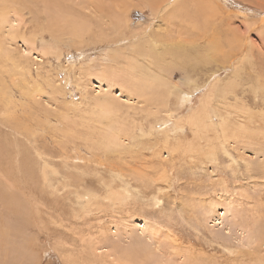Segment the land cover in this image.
I'll use <instances>...</instances> for the list:
<instances>
[{
  "label": "rangeland",
  "instance_id": "374dc122",
  "mask_svg": "<svg viewBox=\"0 0 264 264\" xmlns=\"http://www.w3.org/2000/svg\"><path fill=\"white\" fill-rule=\"evenodd\" d=\"M54 1L0 3L10 22L0 29V92L5 97L9 90L16 103L9 119L0 93V264H257L264 257V1L184 2L189 14L193 8L197 13L189 20L203 15L199 29L206 26V36L216 34L221 46L214 54L197 43L185 68L184 61L163 54L169 46L160 45L177 34L178 20L166 11L175 7L160 6L161 18L154 20L142 2L128 0H62L74 13L90 8L85 15L97 23L90 33L94 43L79 45L63 32L57 37L62 52L54 46L58 59L42 55L40 40L52 44L45 9ZM124 1L133 6L124 33L116 36L120 42H97L105 39L108 5ZM157 39L154 49L149 41ZM178 39L180 47L194 37ZM113 49L119 57L108 59L109 51L117 54ZM138 55L156 60L161 77L190 95L181 103L171 98L172 119L156 115L169 121L166 128L161 121L153 128L140 122L146 116L141 111L121 123L118 148L85 137L87 125L66 134L79 121L92 122L68 104L87 111L109 92L123 100L87 66L126 68L136 57L142 60ZM232 57L236 67L228 63ZM133 101L127 104L143 107ZM199 115L211 125L194 119ZM173 121L184 124L172 128Z\"/></svg>",
  "mask_w": 264,
  "mask_h": 264
},
{
  "label": "bare ground",
  "instance_id": "6f19581e",
  "mask_svg": "<svg viewBox=\"0 0 264 264\" xmlns=\"http://www.w3.org/2000/svg\"><path fill=\"white\" fill-rule=\"evenodd\" d=\"M6 1H9V0H2V1L0 0V3L1 2H6ZM34 1L35 2H44V1H48V0H34ZM128 1L142 2L143 7L150 9L151 15H152L154 20H156L158 18H161L160 15H159L160 6H162V5H163V7L164 6H169V8L175 7L173 9H168L166 11H169L168 14H167L168 17L172 14L173 15V19H177L178 20V23L176 24V26H177V28H176L177 32L176 33L177 34H176V36H171L169 38L165 37L164 41L166 43H161L160 45H162V47L169 46V47H165L163 49V51H162L163 54L168 55L171 58L173 57V58L178 59L180 61H184V65H182L184 68L189 64L188 63L189 61L191 62V58H186V57L188 55L194 53L193 49H195L196 45H198V44H199V48H200L199 50H204L206 52V50L211 49L210 53H214V54L217 53L218 51L220 52L221 46H217L216 47V45L219 44L218 42H220V38H218L216 36V34H212L211 36H206L205 32H207V30H208V28H206V26H203L202 29H199L201 24L198 25V23L200 21H203L202 20L203 15H200V16L195 17V18L192 19L191 18L193 16L192 13L193 14H197L196 11L194 10V8H193V11H192L191 14L188 13V5L186 3H184V2H186V1L191 2L192 3V7H193V6H198L196 4L197 3L196 0H128ZM258 1H261V0H257V2ZM110 5L111 4L108 5L110 7L109 10H108V18L103 20V24L105 26L104 28L106 30L103 33L102 30L100 29V32H102L103 35H102V33L101 34L94 33L93 35H94V38H99L100 35L105 37V39L101 38L100 41L98 40L97 42L105 43V44H108V42H109V44L113 45V44H117L118 42H120V39H117L116 36H118L122 32L124 33V27L127 24V18L126 17H127V14L129 13L131 7L133 6V3L129 5L128 2L124 1L123 5H122V3L112 4L111 6ZM118 5H121V6H118ZM177 5H179L182 8L183 12L180 10L179 6H177ZM106 6H107V3H106ZM189 7H190V3H189ZM156 8H158V11L156 10ZM6 9L7 8H4V9L0 10V29H2L4 25L10 23L9 19L5 15V14H7V12L6 13L4 12V11H6ZM84 9H85V7L81 8V10H83V11H84ZM196 9H199V8H196ZM73 10H75V9L73 8ZM86 11L91 12L90 8H87ZM86 11H84V12H81V11L76 12L75 11V13H74L73 11H71L69 9H66V7L62 5V0H55L53 2V4L46 6L45 12H46V15L48 17L47 21H49V23L47 25V28H45V32H47L48 34L51 35L52 44L45 43L43 41V39H41L40 40V42H41V47H40L41 54L42 55H54L56 57V59H58V55L56 53L57 49L54 48V46L56 44L59 45L58 49L60 50V53L62 52V48H63L62 45H61L62 43L60 42V40H57V37H60L61 33H63V32L68 35L67 36L68 38L69 37L71 38L70 39L71 41H72V38L74 37V41L73 42H75V39H76L77 40L76 42H79V45H81L82 43H86V42H90L88 44L94 43V42H92V38L93 37H91L90 33H91V30H92V27H95L94 26L95 23H93L95 21L90 22V17L85 15ZM262 11L264 12V10H262ZM104 14L105 13H103L102 15H104ZM3 15L5 17H3ZM188 15L191 16L190 20H189V16ZM168 17H167V19H164V20L165 21L168 20V23H170L171 20L168 19ZM165 21H163V22H165ZM262 22L264 23V20H262ZM103 24H101L100 26H102ZM170 24H169L170 26L173 25L172 22ZM97 28H100V27H97ZM212 32H216V30H212ZM148 33H150V31L144 33L145 37H147L146 34H148ZM168 33H171V32H168ZM95 34H97V35H95ZM181 34L182 35H187L189 37H194V39L182 40L181 41L182 45L179 47L177 45L178 42H179L178 37L181 36ZM13 37H14V34H12V38ZM61 37H63V36H61ZM109 37H111V39H109ZM161 37H163V36H161ZM27 42L30 45V47L34 48L33 46L35 45V40H34L33 37H30L29 39H27ZM159 42H160V40H158V39L156 41H154V40L151 41V42L149 41V43H151V45L153 46L154 49L157 48L156 45ZM88 44H87V46H88ZM172 44H175L179 48H182L183 51L178 50L177 47H173ZM60 45H61V47H60ZM69 45H70V43H69ZM84 45H86V44H84ZM186 45H189L190 47L186 48L185 47ZM203 45H204V47H203ZM1 46L3 47V44ZM2 47H0V50H1ZM224 47L225 46H223V48ZM237 49H239V48L237 47ZM2 50H4V49H2ZM115 51H117L116 55L110 54V51H109V53L107 54V58L108 59H112V60L118 58L119 55H118V50L117 49H113L111 51V53H114ZM229 52H230V49H229ZM60 53H59V56L61 55ZM232 53L233 52L231 51V54ZM159 55H162V54L161 53L156 54L157 57ZM138 56H139V58L142 56V60H140V59H138V57H136L137 60L135 61V63H133V64L131 63V64L127 65L126 68L122 64H120V65L117 64V65H114V66H110V64L108 65V64L98 63V65L92 64V66H91V64H89L87 66L88 67L87 68L88 72L92 71L91 69L93 68L92 74H90V76L96 74L97 76H99V78H102L103 81H101V82L106 83L105 84L106 87L112 88L113 86H115L118 89V92L120 91V97H121L120 99H123L121 101H124V102H121L117 97L116 98H112L113 96H111L110 95L111 93L109 92V94L106 93L105 95H103V97L101 99H95L94 98L93 102H90V99H89L88 101L91 103L89 105L90 109L87 106L88 107L87 109L89 111L88 110L87 111L82 110L77 105L68 104V105H70V107L72 109H74L73 110V114L79 113L80 115L84 116V119H86L85 117L91 116L89 119L92 122H84L83 120L79 121L78 124H75V125L70 126L69 128H67V131H69V132L65 131L66 134L71 135V137H72V135H74L75 132L76 133L78 132V129H75V128L80 127L82 125H87L88 128L86 129L85 137L88 136L89 139L93 140L95 138V139L99 140L100 145H102V146H104L106 148H108L109 146H114L115 148H118V147L121 146L120 140L122 139V137H121V132L120 131L122 129V124L121 123L124 120L126 121L128 118L130 119L132 116H138L139 114H141V111H142L146 116L143 117V115H142V117L140 119V122L141 121L142 122H147L149 124V128H153V126H152L153 124L161 121V122H163L162 125L164 126L166 124V122H167L165 120L166 118H168V119L169 118L170 119L173 118L172 117L173 115L171 116V114H169L171 112L169 110V108L171 106V103H170L171 98H174V100H176L178 103H181V101H184V100L187 101L189 99V97H190L189 93L188 94L183 93L182 91H179L180 88H178V85L169 84L168 83L169 81L166 82V80H165L166 78L164 79L163 77H161L163 75H162V72L159 71L160 69L157 68V70H155L153 68V65L155 66V64L158 63L156 60L152 59V60L149 61L143 55H138ZM231 56H233V55H231ZM234 59H235V57H234ZM197 61H201V60L197 59ZM8 62H10V61H8ZM141 63L144 66H140ZM228 63L233 65V66H235L236 62L233 63V57H232V58L229 59ZM233 69L235 70V68H233ZM81 70H82V68H81ZM157 74H159L160 77H158ZM0 88H2V87L0 86ZM5 88H7V86ZM210 90H212V92H214L215 90L217 91L215 85H214V88H213V86H211ZM2 91L0 92L1 95H2L1 99L2 100L5 99V102H4L5 105L4 106L6 107V109H4V111H6V112H3V115L8 116V118H9V116L13 118V116H12L13 113H11V110H13L12 112H14L13 108H14V106L16 104L15 101L13 100L14 97L9 94V92H10L9 90L8 91L5 90L7 92V93L5 92V94H6L5 95L6 98H5L4 97V91L3 92ZM210 95H212V93H209L208 97H210ZM212 96H214V95H212ZM209 99H212V97L209 98ZM133 100H140L138 104L143 105V107L142 106L136 107L134 105L127 104V103H131ZM201 105L202 106L204 105L203 107H201V109H203L202 113H203V111H205V115H207V113H208L207 112L208 111L207 108L209 106L206 108L205 104L202 103ZM176 106H178V105H176ZM9 107H11V109H10V114L11 115L9 114V111L7 112V108L9 109ZM77 108H79V109H77ZM123 108L126 110V113H124V111L122 110ZM129 109H131L132 112H130ZM152 110H154V111L152 112ZM70 111H71V109H70ZM199 111H200V109H199ZM131 113H133V115H131ZM160 113L167 114L166 118H162V117L158 116V117H160L158 119V117L156 115H158ZM65 115H67V114H65ZM150 115L155 116L154 117V121H151V122L149 121L148 122V119L150 120V118H149ZM62 118H64L65 121L68 120L67 116L66 117H62ZM70 119H72V118H70ZM194 119L199 121V122H201V120L203 119L202 122H203L205 127H208V124L211 125L209 123L210 122V118H208V117H207V119L204 118V117L201 118L200 115H199V116H195ZM205 119L207 121H204ZM188 120H191V119H188ZM132 123H133V126H134L133 128H130L132 131H134V129L139 128V127H137L138 122L133 120ZM167 123H169V121ZM183 124L179 123L178 121H173L172 128H173V126H175V128L178 129V128H180V126H183ZM198 125H202V124H198ZM191 126H193V124ZM140 127L143 128L142 126H140ZM175 128H174V130H175ZM142 131L144 132L145 130L143 129ZM79 133H80V131H79ZM81 134H83V133H81ZM145 135H146V131H145ZM63 137H64V135H63ZM66 137H67V135H66ZM78 138H79V136H78ZM56 142H58V141H56ZM167 143H166V146H167ZM172 148L174 149V147H170V149H172ZM174 151H175V149L172 152L174 153ZM188 151H189V149H188ZM174 156L172 158H174ZM69 161H70V159H69ZM55 175H56V173H55ZM121 190H122V188H121ZM124 194L125 193L123 192V194L119 195V193H118V195L114 194V196L119 197V196H122ZM82 196H83V194H82ZM76 199H78V198H76ZM83 206H86V205H83ZM262 240H264V238ZM263 243H264V241L262 243H260L259 246L262 245ZM127 255H129V253H127ZM193 260H195V257H194ZM130 262H132V261H130ZM196 264H197V262H196ZM257 264H264V257L258 256Z\"/></svg>",
  "mask_w": 264,
  "mask_h": 264
}]
</instances>
